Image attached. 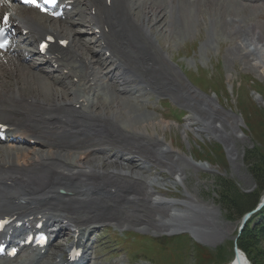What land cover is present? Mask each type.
Listing matches in <instances>:
<instances>
[{
	"label": "bare ground",
	"instance_id": "6f19581e",
	"mask_svg": "<svg viewBox=\"0 0 264 264\" xmlns=\"http://www.w3.org/2000/svg\"><path fill=\"white\" fill-rule=\"evenodd\" d=\"M73 1L90 9L87 17L82 11L77 13L79 24L93 28L96 37L95 31L101 30L94 44H98L105 54L110 53L108 61L90 57V44L84 43L66 24L63 27L45 25L35 16L11 14L16 27L19 29V25H25L34 41L43 39L47 33L61 40L71 38L69 56H65L67 52L60 54L58 49L51 51L50 56L52 61L66 69L73 63L65 77H77L79 69L84 74L80 82L82 89L74 84L69 89L62 85L65 77H58L52 83L48 81L52 74H34L28 67L25 70L8 69L0 63V113L3 120L34 140L28 149L0 148V214L25 215V211L40 210L37 215L73 232L78 243L83 242L92 225L109 221L120 226L135 224L157 231L188 230L196 234L191 217L199 210L207 212L206 206L199 204L191 193L183 201L168 199L166 194L154 188L160 180L149 177L147 184L144 179L148 168L154 167L184 183L187 180L185 167L179 160L187 165L191 164L190 160L179 157L178 161L172 162L169 156L172 148L161 142L150 143L152 137L147 133L133 134V129L122 118L125 114L120 109L125 100L121 97L118 102L113 98L114 102L105 104L90 100L89 94L97 89L102 94L107 93L109 88L104 81L109 80L112 81V91L115 89L118 94H123L124 99L134 100L131 97L138 93V87L131 83L135 78L139 86L176 97L195 114L192 122L203 123L205 130L214 125L219 137L225 140L229 135L226 127H236L238 121L219 112L212 99H203L194 88L186 86L185 81L181 82L179 77L170 74H167L164 86H159L156 76L162 75L167 60L155 48L154 38H161L159 32L167 35V32L176 30L177 24L189 21L190 8L200 12L205 6L209 12L217 10L213 16L215 19L221 17L225 22L230 16L227 22L230 34H233L231 47L234 45L240 58L264 73L263 28L254 20L245 19L249 14L242 12L244 8H241L247 4L242 6L236 0H112L111 6L106 0ZM166 2L171 13L163 4ZM0 12L8 11L1 8ZM171 23L176 25L171 27ZM157 25H161L159 32L155 28ZM109 61L116 68L104 74ZM28 72L32 73L30 77L26 76ZM117 85L121 86L120 90L116 89ZM87 101L90 110L83 111ZM78 105L81 106L79 109ZM111 150L116 151L115 155L124 153L132 158L128 161L122 159L119 163L117 157L116 161L102 167L87 166L97 152ZM228 152L233 159L237 157L235 148L228 146ZM6 182H12L13 186H7ZM76 183H81L84 188L77 189ZM58 189L67 194L60 195ZM39 193L44 194L38 196ZM17 200L23 204H17ZM63 248L55 246L57 258H63ZM229 264L249 263L242 253H237Z\"/></svg>",
	"mask_w": 264,
	"mask_h": 264
},
{
	"label": "rangeland",
	"instance_id": "374dc122",
	"mask_svg": "<svg viewBox=\"0 0 264 264\" xmlns=\"http://www.w3.org/2000/svg\"><path fill=\"white\" fill-rule=\"evenodd\" d=\"M241 9L245 14L246 12L249 14L248 18L244 17L245 19L254 20L264 31V3L247 4ZM201 11L203 19H196L199 18ZM215 13L217 10L212 13L203 6L200 12L198 10L192 14L189 30L179 34L167 32L166 35L158 31L162 24L155 26L159 34H162V45L166 48L163 54L169 60L168 67L165 68L170 72L167 73L164 69L160 77L156 76V80L159 86L163 87L167 74L176 78L178 76H175L173 71H177L181 82L185 81L187 84L183 83L194 88L203 99H212L219 112L226 113V116L238 121L236 127H226L229 134L227 139L222 140L219 137L214 125L205 130L202 128L203 123L192 122L195 114L176 97L161 98L167 100L175 110L183 111L180 121L169 111L167 114L168 109L158 103L157 97L151 102L152 108L148 109L138 101L124 99L123 94L110 89L108 90L110 99L106 97L105 101L109 104L114 98V101L118 102L121 97L125 100L120 109L125 114L122 118L133 129V134L147 133L152 137L150 143L161 142L163 146L172 148L169 154L172 162L180 158L190 160V165L179 160L185 167L187 180L184 183L176 181L172 175L164 173L161 169L149 167L147 178H144L147 184L149 177L160 180V184L154 185V188L166 194L171 200L183 201L191 193L208 211L204 213L199 210L191 217L196 225V234L188 230L157 231L135 224L123 226L116 223L101 224L98 239L100 255L94 264H229L236 254L240 239H237L238 229L243 217L248 213L244 214L249 207L247 198L256 190L248 162L264 158V73L240 58L238 51L233 48L234 45L230 46L233 35L230 34L228 27L230 24L227 22L230 16L224 22L221 17L213 18ZM73 28L82 34L84 41L93 39L91 34L84 33L91 32L88 27L78 25ZM170 68H173V71ZM228 146L235 148L236 158L231 157ZM252 152L255 155H252ZM128 158L131 157L125 156V159ZM106 160L108 159L100 155L87 162L89 164L87 166L102 167L106 163L111 164L110 161H116V157ZM194 165H199L200 168H195ZM204 166L207 168H202ZM224 197L234 199L238 207L237 212L230 211V204L224 201ZM263 199L264 195L258 205ZM149 220L147 219L148 222ZM109 227L114 232L117 229L122 236L126 233H135L152 238L159 237L162 241L153 243L151 240L138 239L137 242L143 241L145 245L143 248L148 250L142 251L138 258H132L126 251L122 252L126 250L125 248L112 251L116 243L110 242L104 232ZM131 250L130 246L129 251ZM53 251L55 249L51 250ZM252 255L257 264H264V239L256 243Z\"/></svg>",
	"mask_w": 264,
	"mask_h": 264
},
{
	"label": "trees",
	"instance_id": "16d2710c",
	"mask_svg": "<svg viewBox=\"0 0 264 264\" xmlns=\"http://www.w3.org/2000/svg\"><path fill=\"white\" fill-rule=\"evenodd\" d=\"M252 155H255L254 152H252ZM248 166L250 174L256 183V190L248 196L247 201L249 202V207L244 214L255 209L261 197L264 195V158L263 160L248 162ZM225 200L230 204V211L237 212L238 207L234 199L224 197ZM261 239H264V209L249 221L237 243L238 248L245 253L251 264H257L252 255V250Z\"/></svg>",
	"mask_w": 264,
	"mask_h": 264
},
{
	"label": "water",
	"instance_id": "95a60500",
	"mask_svg": "<svg viewBox=\"0 0 264 264\" xmlns=\"http://www.w3.org/2000/svg\"><path fill=\"white\" fill-rule=\"evenodd\" d=\"M264 207V199L262 200V202L256 207V209L252 210L251 212H249L248 214L245 215V217L242 219L239 230H238V238H240V235L242 234L243 230L245 229V227L247 226L249 220L252 218L253 215L257 214L262 208ZM237 253H242L238 247L236 248V254ZM244 255V253H242ZM245 257V255H244ZM246 258V257H245Z\"/></svg>",
	"mask_w": 264,
	"mask_h": 264
},
{
	"label": "snow or ice",
	"instance_id": "6c2138e0",
	"mask_svg": "<svg viewBox=\"0 0 264 264\" xmlns=\"http://www.w3.org/2000/svg\"><path fill=\"white\" fill-rule=\"evenodd\" d=\"M25 2L29 3V4H33V5L37 6V7H39V5L36 3V0H25ZM45 2L47 3L48 0H45ZM3 23H5V24L8 23V17L7 16H5L3 18ZM0 35H3V30L2 29H0ZM5 44H6V41H5ZM3 46H4L3 44H0V47H3Z\"/></svg>",
	"mask_w": 264,
	"mask_h": 264
}]
</instances>
